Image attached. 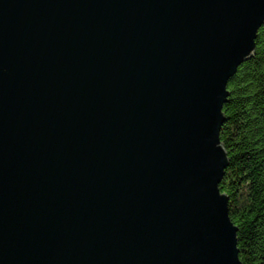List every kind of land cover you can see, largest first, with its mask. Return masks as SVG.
Segmentation results:
<instances>
[{
  "label": "water",
  "instance_id": "obj_1",
  "mask_svg": "<svg viewBox=\"0 0 264 264\" xmlns=\"http://www.w3.org/2000/svg\"><path fill=\"white\" fill-rule=\"evenodd\" d=\"M264 0H0V264H242L219 132Z\"/></svg>",
  "mask_w": 264,
  "mask_h": 264
},
{
  "label": "trees",
  "instance_id": "obj_2",
  "mask_svg": "<svg viewBox=\"0 0 264 264\" xmlns=\"http://www.w3.org/2000/svg\"><path fill=\"white\" fill-rule=\"evenodd\" d=\"M219 132L228 164L219 183L228 197L242 264H264V23L254 55L227 82Z\"/></svg>",
  "mask_w": 264,
  "mask_h": 264
}]
</instances>
